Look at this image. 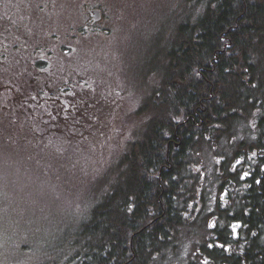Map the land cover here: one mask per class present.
<instances>
[{"label": "trees", "instance_id": "1", "mask_svg": "<svg viewBox=\"0 0 264 264\" xmlns=\"http://www.w3.org/2000/svg\"><path fill=\"white\" fill-rule=\"evenodd\" d=\"M199 1L155 41L145 65L159 80L132 129L115 106L42 125L44 147L72 167L122 141L69 251L49 264H264V0Z\"/></svg>", "mask_w": 264, "mask_h": 264}, {"label": "rangeland", "instance_id": "2", "mask_svg": "<svg viewBox=\"0 0 264 264\" xmlns=\"http://www.w3.org/2000/svg\"><path fill=\"white\" fill-rule=\"evenodd\" d=\"M202 10L199 0H142L123 15L121 48L117 56L108 52L106 65L121 86L117 109L121 124L129 117L128 129L133 127L130 116L159 80L148 69L155 41L171 40L188 16ZM37 127L43 132L42 125ZM116 128L120 132V125ZM32 132L23 145L18 138L0 137V264H49L67 254L74 223L108 185L122 147L119 135L110 136L95 166L72 167L69 154L46 149L42 136ZM100 182L105 185L98 187Z\"/></svg>", "mask_w": 264, "mask_h": 264}, {"label": "flooded vegetation", "instance_id": "3", "mask_svg": "<svg viewBox=\"0 0 264 264\" xmlns=\"http://www.w3.org/2000/svg\"><path fill=\"white\" fill-rule=\"evenodd\" d=\"M139 1L0 0V137L23 145L75 108L118 107L108 52L117 56L123 15Z\"/></svg>", "mask_w": 264, "mask_h": 264}, {"label": "snow or ice", "instance_id": "4", "mask_svg": "<svg viewBox=\"0 0 264 264\" xmlns=\"http://www.w3.org/2000/svg\"><path fill=\"white\" fill-rule=\"evenodd\" d=\"M237 163H239V161H237ZM245 175H247V173H245ZM211 226H212V225H209V227H211ZM238 226H239V225H237V224L232 225L233 230H235ZM209 247H211V245H209Z\"/></svg>", "mask_w": 264, "mask_h": 264}]
</instances>
